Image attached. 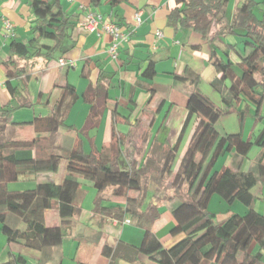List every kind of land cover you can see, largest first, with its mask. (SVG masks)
Wrapping results in <instances>:
<instances>
[{
  "label": "trees",
  "instance_id": "16d2710c",
  "mask_svg": "<svg viewBox=\"0 0 264 264\" xmlns=\"http://www.w3.org/2000/svg\"><path fill=\"white\" fill-rule=\"evenodd\" d=\"M92 7L105 1L111 9L127 0H87ZM227 0H176L177 6L167 16V23L191 29L203 40L208 39L210 30L215 28L216 39L237 35L243 45V54L237 64L223 61L215 53L211 63L219 79L212 82L226 107L221 112L197 90L190 93L186 103L187 118L182 131L192 127L186 149L179 157L180 135L177 142L161 154L162 165L151 167L143 163L139 167L130 163L122 166L119 142L123 137L112 132V143L106 148L89 153L82 150L81 142L72 149L52 148L48 157L32 158V147L37 143L53 144V135L65 125V115L78 99L74 87L61 86L62 93L51 112L44 117L33 118L31 122L15 125H32L35 138L32 143H8L3 137L10 114L21 109H30L33 103L25 94V84L19 79L27 74L20 62L31 63L42 60L44 66L54 60L53 54L62 50L63 40L76 25L71 16L64 13L60 0H31L29 10L33 17L27 40H12L8 46L9 60L6 74L14 82H7L10 100L0 108V231L6 243L20 244L27 249L38 251L42 261L37 264H59L57 250L64 239L70 237L76 223L73 217L80 214L77 193L80 191L78 179H87L96 190L93 200L96 214L122 222L124 217L136 221L143 230L138 246L122 241L113 248H104L102 254L108 264H116L121 259L128 264H139L137 257L143 255L151 264H264V214L250 208V189L264 178V125L257 134L244 140L241 129L236 134L220 136L214 129L222 114L231 113L239 100H246L259 107L264 105V14L257 19L253 13L256 3L245 0L234 10L231 22L225 16ZM227 45V52L234 50ZM67 51V49H64ZM153 74L150 63L144 76ZM100 80L96 87L89 86L81 99L91 105L89 116L81 132L94 128L98 122L106 97ZM227 82L229 85H224ZM101 99V100H100ZM241 126L245 110L239 113ZM259 117V116H256ZM258 119V118H256ZM259 119L264 121V116ZM258 119V120H259ZM13 125V124H12ZM260 149L255 166L241 171L242 164L251 148ZM234 151L235 168H223L212 172L217 159ZM19 153L28 154L27 158ZM179 158V159H178ZM61 160L66 161V174L60 185L37 184L32 189L9 191V183L26 175L55 173ZM149 178H156L162 186L169 179L166 190L167 201H177L171 215L173 226L168 232L172 237L180 236L170 248H164L151 231L159 213L151 202L145 201ZM124 201L123 209L111 214V208L102 207L106 200L104 193ZM218 195L225 203L238 201L248 210L241 216L231 215L215 222L214 214L207 211L209 199ZM57 204L60 225L47 227L44 212ZM130 223V221H129ZM254 242L258 250L249 252ZM60 258V257H59ZM0 264H26L19 254L8 253Z\"/></svg>",
  "mask_w": 264,
  "mask_h": 264
},
{
  "label": "crops",
  "instance_id": "0c3cea01",
  "mask_svg": "<svg viewBox=\"0 0 264 264\" xmlns=\"http://www.w3.org/2000/svg\"><path fill=\"white\" fill-rule=\"evenodd\" d=\"M30 1L0 0V108L10 100L6 83L14 82L6 74L8 46L12 40L22 41L29 38V29L33 22L29 10ZM243 1L245 0H227L225 16L228 22H231L235 8ZM253 1L256 3L253 13L257 19H262L264 0ZM60 2L64 13L71 16L76 25L69 31V37L63 40V49L53 54L54 60L45 66L42 60L36 61L31 67L30 62L19 63L27 70V74L19 80L25 84V94L34 105L30 109H21L9 115L7 119L9 125L6 126L3 137L5 142L32 143L35 138L34 127L15 124L28 123L33 118L47 116L60 98L61 86L65 84L73 86L78 95V99L69 108L64 119L65 125L72 126V129L60 127L53 135L52 145L47 142L37 143L30 150L29 156L32 158L48 157L52 148L72 149L78 142H81L85 153H89L92 148L99 151L113 142L112 132H115L116 135L123 137L119 142L122 166L126 167L133 163L139 167L143 163H148L151 167H160L163 161L161 154L173 146L181 134L179 157L185 151L191 137L192 127L189 126L182 131L187 118L186 103L190 93L197 90L217 109L225 112L226 107L221 96L212 86V82L221 75L214 69L211 57L215 53L223 61L229 60L236 72H239L237 69V64L240 63L239 56L244 53L240 37L237 35L239 32L216 39L214 38L216 30L212 27L208 39L203 40L191 29L169 25L167 16L177 6L176 0H127L114 9L105 1L98 7L90 6L87 0ZM87 14L99 15L102 22L116 23L127 35V41L120 46L117 60L110 58L108 53L110 37L101 30V24L95 31L84 28ZM2 20H8L13 27L14 35L11 39L1 28ZM158 32L160 36L156 35ZM227 45L235 46L234 50L228 51V55ZM59 59H63L67 64L60 67ZM150 63L153 74L146 77L144 72ZM99 80L103 89H106L99 122L94 128L83 133L81 130L85 126L91 105L83 101L81 96L89 86L96 87ZM224 85L229 84L224 82ZM263 106V103L257 107L246 100H239L231 113H224L219 117L214 129L220 136L236 134L241 129L242 138L247 140L257 134L264 125V121L259 119L264 115L261 112ZM252 109L254 111H251ZM241 110H245V114L240 126L238 117ZM79 132L85 134L88 142L80 137ZM259 154V148H251L241 171L246 172L254 167ZM18 156L27 158L28 154L19 153ZM220 158L225 161L218 170H215ZM217 161L212 172H219L223 168L234 169V151L219 157ZM65 174L66 161L61 160L55 173L26 175L14 183L7 184L6 187L9 191H22L32 189L41 183L60 185ZM148 180L145 201L151 202L159 213L158 219L151 226V231L164 248H170L180 238L168 235L174 224L171 212L177 201L165 199L167 193L163 191L165 189L158 184L156 178ZM167 180L169 181V179L163 181ZM78 182L80 191L77 193V205L80 214L73 217L76 225L70 237L64 239L56 251L58 257L56 262L108 264V258L102 254L104 248H113L118 241L138 246L143 233L131 228L133 226L138 228L136 221L126 216L122 222H117L94 213V205L91 209L82 208L83 204L80 203L83 194L82 178H79ZM93 189L95 190L94 187ZM250 194L252 196L250 208L264 214V178L250 189ZM95 196L96 194L92 200ZM104 196L106 200L101 206L111 208V214L119 210L118 206L123 209L124 201L121 198H112L109 192L104 193ZM216 206L219 212L225 214V219L231 215L241 216L248 210L238 201L227 204L218 195H212L207 206L208 213L214 214L215 210L212 209ZM56 207L57 204L53 203L52 208L44 212L47 227L60 225ZM162 218L163 223L159 225ZM126 220L130 223H125ZM65 245H68L67 254ZM257 250L255 244L253 253ZM8 253L21 255L26 264H37L43 259L38 251L27 249L20 244L5 243L0 262L6 260ZM70 254L71 259L68 258ZM137 262L151 264L143 255L137 257ZM115 263L128 264L121 259H117Z\"/></svg>",
  "mask_w": 264,
  "mask_h": 264
},
{
  "label": "built area",
  "instance_id": "2783aa9c",
  "mask_svg": "<svg viewBox=\"0 0 264 264\" xmlns=\"http://www.w3.org/2000/svg\"><path fill=\"white\" fill-rule=\"evenodd\" d=\"M136 21H138L137 18ZM99 24H101V30L104 33L108 34L110 37L108 53L110 55V58L115 61L118 59V52L120 50V46L123 42L127 41V35L116 23L111 21L102 22V18L99 15L87 14L86 22L84 23V28L86 30L95 31ZM1 28L6 33V36H8V38L11 39L13 37V27L8 20H2ZM156 35L160 36L161 34L158 32L156 33ZM66 64L67 62H65L63 59L58 60V65L60 67H63ZM125 223H129V221L126 220Z\"/></svg>",
  "mask_w": 264,
  "mask_h": 264
},
{
  "label": "rangeland",
  "instance_id": "374dc122",
  "mask_svg": "<svg viewBox=\"0 0 264 264\" xmlns=\"http://www.w3.org/2000/svg\"><path fill=\"white\" fill-rule=\"evenodd\" d=\"M242 109H244V107L242 106L241 107ZM249 110V109H248ZM251 111H254L253 109L251 110ZM262 114H264V106L262 107ZM253 114V113H252ZM264 116V115H263ZM249 118V117H248ZM247 118V119H248ZM250 121V120H249ZM247 123H248V121H246ZM251 122H253V120L251 121ZM80 133V137L82 138V139H84L86 142H88V139H87V137L85 136V134H83V133H81V132H79ZM225 161V159L223 160L222 158H220L218 161H217V164H216V166H215V170H218L220 167H221V163L222 162H224ZM169 184H170V180L168 181H165L164 182V184L161 186V187H163L165 190H163L165 193H166V190L169 188ZM92 186V184H91V182L89 181V180H87V179H82V190H83V194H82V200H80V203L81 204H83V206H82V208H89V209H91L92 208V205H93V195L94 194H96V191L93 189V187H91ZM168 186V187H167ZM92 192H93V194H92ZM150 199V194H149V196H148V200ZM214 212V216H215V222H217V223H219V222H221V221H223L224 219H225V214H223V213H221V212H219L220 210L217 208V206L215 207V208H213L212 209ZM163 223V218L159 221V225H161ZM129 227H131V226H129ZM131 228H134V229H138L140 232H141V234L143 233V230H142V228H140V227H138V228H136V227H131ZM123 239V238H122ZM5 243H6V241H5V237L2 235V233H1V231H0V255H2L3 256V249H4V246H5ZM132 243V242H131ZM66 246V248H65V253L67 254V251H68V245H65ZM254 246H255V243L254 242H252L251 244H250V246H249V252L250 253H253V251H254ZM65 254V255H66ZM69 259H71L72 258V255L70 254L69 255V257H68ZM2 258L0 257V260H1Z\"/></svg>",
  "mask_w": 264,
  "mask_h": 264
}]
</instances>
